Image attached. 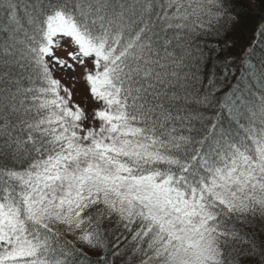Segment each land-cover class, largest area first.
Instances as JSON below:
<instances>
[{
  "label": "snow or ice",
  "instance_id": "1",
  "mask_svg": "<svg viewBox=\"0 0 264 264\" xmlns=\"http://www.w3.org/2000/svg\"><path fill=\"white\" fill-rule=\"evenodd\" d=\"M0 264H264V0H0Z\"/></svg>",
  "mask_w": 264,
  "mask_h": 264
},
{
  "label": "rangeland",
  "instance_id": "2",
  "mask_svg": "<svg viewBox=\"0 0 264 264\" xmlns=\"http://www.w3.org/2000/svg\"><path fill=\"white\" fill-rule=\"evenodd\" d=\"M57 75H59V74H57ZM81 95H83V88H82V86H81ZM76 99L79 100V99H80V96L78 95V96L76 97Z\"/></svg>",
  "mask_w": 264,
  "mask_h": 264
}]
</instances>
